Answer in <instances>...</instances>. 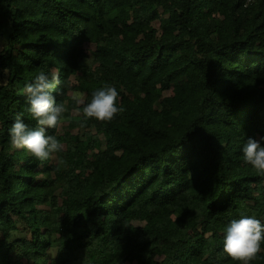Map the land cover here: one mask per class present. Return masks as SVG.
<instances>
[{
  "label": "trees",
  "instance_id": "1",
  "mask_svg": "<svg viewBox=\"0 0 264 264\" xmlns=\"http://www.w3.org/2000/svg\"><path fill=\"white\" fill-rule=\"evenodd\" d=\"M41 71L65 107L43 162L8 131L37 127L22 89ZM105 85L122 113L72 115ZM249 137L264 145V0H0V264H241L227 225L264 223Z\"/></svg>",
  "mask_w": 264,
  "mask_h": 264
},
{
  "label": "clouds",
  "instance_id": "2",
  "mask_svg": "<svg viewBox=\"0 0 264 264\" xmlns=\"http://www.w3.org/2000/svg\"><path fill=\"white\" fill-rule=\"evenodd\" d=\"M60 84L56 73L51 75L41 71L31 83L22 89L29 105L28 111L36 121V128H29L17 115L9 128L10 143L13 148L24 149L32 157L43 162L62 150V144L55 136L47 135L49 128H56L65 112L63 104H57L53 94ZM119 93L114 86L105 85L93 92L90 102L85 103L78 95L72 99L83 105L85 120L94 118L100 122H110L124 109L117 106ZM245 164L251 165L258 175L264 176V145L249 137L242 148ZM264 243V223L252 215H241L227 225L223 237V252L232 260L249 264L261 252Z\"/></svg>",
  "mask_w": 264,
  "mask_h": 264
},
{
  "label": "rangeland",
  "instance_id": "3",
  "mask_svg": "<svg viewBox=\"0 0 264 264\" xmlns=\"http://www.w3.org/2000/svg\"><path fill=\"white\" fill-rule=\"evenodd\" d=\"M94 49V43H90V44H88L87 45V47H86V50L90 53V51H92ZM92 59L90 58V59H87V63L88 64H92ZM72 93V92H71ZM72 95H74V94H72ZM75 95H78L81 99H83L84 98V95L83 94H80V93H76ZM72 115H80L81 114V112H82V105H77L76 103H75V101L73 100L72 101ZM54 160V159H53ZM21 164V163H20Z\"/></svg>",
  "mask_w": 264,
  "mask_h": 264
},
{
  "label": "built area",
  "instance_id": "4",
  "mask_svg": "<svg viewBox=\"0 0 264 264\" xmlns=\"http://www.w3.org/2000/svg\"><path fill=\"white\" fill-rule=\"evenodd\" d=\"M256 1H258V0H245V4L247 6V5L252 4V3L256 2Z\"/></svg>",
  "mask_w": 264,
  "mask_h": 264
}]
</instances>
